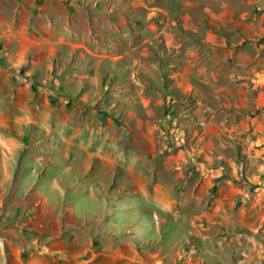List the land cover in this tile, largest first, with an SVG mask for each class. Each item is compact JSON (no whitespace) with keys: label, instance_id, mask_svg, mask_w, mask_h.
I'll use <instances>...</instances> for the list:
<instances>
[{"label":"rangeland","instance_id":"obj_1","mask_svg":"<svg viewBox=\"0 0 264 264\" xmlns=\"http://www.w3.org/2000/svg\"><path fill=\"white\" fill-rule=\"evenodd\" d=\"M48 1L0 0L3 20L52 22V9L79 44L70 65L50 58L51 74L43 62L25 74L36 58L29 52L18 66L27 79L60 93L56 80L64 68L91 72L96 63L102 69L107 60L118 59L116 78H105L103 99L119 92L121 104L126 88L136 85L149 97L157 91L170 114L166 131L155 132L152 141L161 158L163 151L172 152L173 164L151 168L148 199L140 211L139 205L129 211L120 204L113 217L119 227L95 233L94 264H264V153L257 152L264 133L224 128L205 133L195 114L198 110L221 127L230 123L229 90L250 88L253 56H264V35L259 34L264 0H61L63 6L56 8L46 6ZM240 53L247 55L243 62ZM208 80L213 89L203 87ZM79 84L84 88L83 82L73 85ZM126 122L120 121L119 128ZM35 179L24 173L23 189ZM71 251L74 264L87 257L78 248Z\"/></svg>","mask_w":264,"mask_h":264},{"label":"crops","instance_id":"obj_2","mask_svg":"<svg viewBox=\"0 0 264 264\" xmlns=\"http://www.w3.org/2000/svg\"><path fill=\"white\" fill-rule=\"evenodd\" d=\"M46 6L61 7L63 2L51 0ZM50 12L52 22L41 24L26 17L17 22L0 19V264H74L73 248L87 253L77 264H94L90 255L95 233L106 226L119 227L113 217L120 204L129 211L139 205L140 211L148 199L146 176L151 168L169 169L173 164L172 152L162 149L161 158L152 141L155 132L166 131L170 117L156 98L157 91L149 97L135 85L126 88L121 104L119 92H109L103 99L105 78L108 82L116 78L118 59L107 60L102 69L96 63L91 72L79 66L64 68L56 80L60 93L49 92L18 69L31 51L36 58L25 74L33 73L41 62L51 74V57L72 63L79 44L61 17ZM224 16L238 23L229 14ZM260 32L264 35L263 28ZM246 56L240 53L238 60L243 62ZM253 58L257 62L251 87L229 90L234 102L228 109L229 124L221 127L195 112L205 133L223 128L264 133V56L258 52ZM75 82H83L84 88L81 84L75 88ZM203 87L215 85L208 80ZM198 94L206 98L203 92ZM120 121H128L127 126L121 129ZM65 132L70 139H65ZM257 152L263 157L264 142ZM250 164L257 167L256 161ZM26 172L36 177L26 186L29 190L23 189ZM63 196L67 202L61 203Z\"/></svg>","mask_w":264,"mask_h":264}]
</instances>
